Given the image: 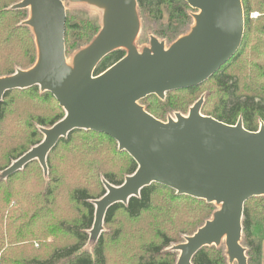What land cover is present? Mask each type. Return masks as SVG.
<instances>
[{"label":"water","instance_id":"obj_1","mask_svg":"<svg viewBox=\"0 0 264 264\" xmlns=\"http://www.w3.org/2000/svg\"><path fill=\"white\" fill-rule=\"evenodd\" d=\"M193 26L170 46L150 37L149 48L135 45L140 30L136 0H22L12 10L29 9L23 25L34 36L37 59L28 70L0 78V100L12 90L38 87L50 93L65 112L62 120L41 129L42 142L14 161L0 176L4 180L37 161L47 172L46 157L74 130L101 133L136 163V171L120 186L104 183L106 193L94 201L89 238L102 233L103 220L116 204H127L144 187L157 184L216 204L218 210L185 242L176 264H191L204 247L224 241L228 263L247 264L241 241L244 203L264 196V124L256 132L241 119L227 125L201 114L203 98L187 116L176 114L162 122L139 104L174 91L197 88L224 66L240 48L244 33L241 0H183ZM86 5L100 11L101 29L78 50L69 65L64 48L66 7ZM126 55L102 74L99 63L110 53Z\"/></svg>","mask_w":264,"mask_h":264},{"label":"trees","instance_id":"obj_2","mask_svg":"<svg viewBox=\"0 0 264 264\" xmlns=\"http://www.w3.org/2000/svg\"><path fill=\"white\" fill-rule=\"evenodd\" d=\"M61 1L65 3L64 0ZM14 4H17L15 0H0V78L13 75L17 70L30 69L37 59L32 31L23 25V22L26 21L24 20V11L12 10L11 7ZM136 4L139 21L160 24L150 34L158 41L163 42L166 47L186 35L193 26V10L183 0H136ZM241 5L244 16V33L240 48L233 58L206 81L213 82L214 91L207 96L208 99H203L200 112L204 116L227 125H235L238 119H241L245 130L256 132L259 124H264V87L258 88L251 85L246 80L247 76L237 74L233 69L229 72L228 67L240 60L243 53L246 54L248 47L253 49V40H256V37L259 41L264 40V0H241ZM79 6L88 8L84 4ZM67 11L66 7V14ZM253 12H258L259 18H250ZM164 20L165 22L162 24L161 22ZM100 29L101 24L89 20L82 21L80 24H68V20H65V56L68 54L67 49H77V52L86 47ZM125 55L124 50L110 53L99 63L94 75L102 74ZM251 56L250 53L246 58H251ZM263 58L262 54L260 60ZM259 70L264 78V67L260 66ZM198 88L199 86L183 91L187 95H191ZM38 90V87L35 86L6 92L0 100V124L5 121V116L10 112L9 100L12 95L35 97L46 102L55 100L50 93L41 92L39 94ZM176 92L167 93L163 100L156 96H149L139 104L151 116L164 122L167 113L183 111L176 101L178 98L176 95L184 93L174 94ZM193 101L195 102H192L190 97L186 98L183 105L193 106L198 100ZM64 116L65 112L61 108L60 113L51 119L45 120L40 117L33 119L40 129H48L62 120ZM28 128L30 133L23 146L13 148L7 152L6 156L0 157V162L5 159L6 163L4 166H0V171L6 170L14 161L42 142L41 131H38L30 123H28ZM84 138L98 143V147L116 143L101 133L74 130L65 138H61L47 154V172L45 174L38 162L32 161L25 165L20 170L21 172L17 171L5 178L4 181L0 180V264H107L106 241L102 233L94 242L92 253L88 254L83 249L89 240V232L93 225L94 200H99L106 193L104 183L120 186L124 179L137 169L136 163L126 152L119 150L116 152L117 155L124 154L128 157L124 179H118L112 172L102 173L103 182L97 198H94L85 187H74L68 192V204L71 206L73 216H64L54 209V206H57L56 188L47 187L44 193L35 194L30 198L29 194L24 193L25 188L17 190L13 185L14 180L22 178L23 181V177L27 176L28 172L35 171L42 173L51 184L56 185L54 187L59 188L60 180L54 179L56 172L51 163V155L69 146H75ZM8 143V134L3 133L0 129V152L4 146L9 145ZM24 145H28V147ZM160 190L164 191L166 198L170 200H187L196 204L199 216L194 220L195 224L201 223L202 218H205L199 228L210 220L214 212L218 210L213 204L206 203L204 200L177 195L167 187L151 184L141 189L138 197L130 198L127 204H116L110 208L104 217L103 224H110L118 211L124 212L131 220H138L143 214L150 211L153 205L157 204L158 191ZM12 199L17 202L14 209L9 208ZM241 227L240 243L245 249L247 264H264V196L251 198L244 203ZM157 237L160 243L156 245L149 242L144 245L137 256L136 264H176L174 253L167 250L172 243L170 238L160 231H157ZM48 239H50V243H47ZM34 242L38 243L37 249L31 250L29 247L33 246ZM54 244H60V246H52ZM191 264L229 263L225 248L221 243L217 247L202 248L194 255Z\"/></svg>","mask_w":264,"mask_h":264},{"label":"rangeland","instance_id":"obj_3","mask_svg":"<svg viewBox=\"0 0 264 264\" xmlns=\"http://www.w3.org/2000/svg\"><path fill=\"white\" fill-rule=\"evenodd\" d=\"M21 1L15 0L17 3ZM64 1L66 4V0ZM67 8L66 20H68V24H80L86 20L101 24V13L98 10L72 4H68ZM23 11L24 20H27L30 16L29 9H24ZM195 13L193 11V14ZM250 18H259V13L253 12ZM139 22L140 30L136 38V44L137 49L141 51L142 48H149L150 33L155 27L158 28L160 24L148 23V21L142 22L141 20ZM164 22L165 20L161 23L164 24ZM76 50L67 49L66 61L69 65L72 63ZM250 53L252 54L251 58H246ZM262 54L264 55V40L259 41L256 37V40H253V49L248 47L246 54L243 53V57L240 60L229 65V72L233 69L236 71L235 73L247 76L246 80L251 85H255L258 88L264 87V78L259 70L260 66L264 67V58L260 60ZM213 91L214 85L211 81L200 85L191 95H187L184 91H177L174 94L184 93L183 95H176L178 96L176 101L183 108V111L167 113L163 121L166 122L169 118L174 119L176 114L187 116L192 105H183L186 98H192V102L200 98L208 99L207 96ZM38 93L41 94V91L38 90ZM11 97L9 100L11 104L10 112L5 116V121L0 124L1 131L8 134L9 145L4 146V149L0 152V157L6 156L7 152L13 148H18L20 145L23 146L25 141L28 140V134L30 133L28 123L36 127L38 131H41L33 118L51 119L60 113L61 110L55 100L46 102L35 97L19 96L17 94ZM40 138L41 140L43 139L42 134ZM24 146L28 147V145ZM116 152H118L117 143L111 145L109 143L106 147H98V143L84 138L75 146H69L51 155V163L56 172L54 179L60 180L59 188L54 187L56 185L51 184L42 173L35 171L28 172L27 176L23 177V181L22 178L14 180L13 185L17 190L25 188L24 193L29 194L30 198L35 194L44 193L47 187L56 188L57 199L55 201H57V206H54V209L64 216H73L67 199L68 192L72 188L85 187L94 198H97L101 192L102 173L112 172L118 179H124L128 157L124 154L117 155ZM5 164V159L1 160L0 166ZM1 174L2 171H0V176ZM158 193L157 204L153 205L152 209L143 214L138 220H131L124 212L118 211L110 224H103L102 234L106 241L107 264H136L137 256L144 245L149 242H153L156 245L160 243L157 231L166 234L170 238L172 243L167 250L174 253L177 260L179 252L174 251L173 248L184 243L186 237L193 235L205 218H202L201 223L195 224L194 220L199 216L196 204L187 200H170L166 198L164 191L161 190ZM10 205L9 208H16V200L12 199ZM213 205L215 209L219 208L216 204ZM47 243H50V239L47 240ZM37 244L34 242V245L29 248L35 250V248L37 249ZM222 245L224 246V241H222ZM52 246H60V244ZM93 246L94 241L89 238L83 250L90 254L93 251Z\"/></svg>","mask_w":264,"mask_h":264}]
</instances>
